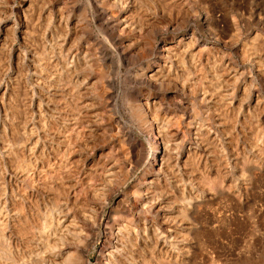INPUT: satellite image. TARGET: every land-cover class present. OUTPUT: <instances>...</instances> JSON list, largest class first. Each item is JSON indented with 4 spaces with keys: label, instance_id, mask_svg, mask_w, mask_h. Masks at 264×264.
Wrapping results in <instances>:
<instances>
[{
    "label": "bare ground",
    "instance_id": "obj_1",
    "mask_svg": "<svg viewBox=\"0 0 264 264\" xmlns=\"http://www.w3.org/2000/svg\"><path fill=\"white\" fill-rule=\"evenodd\" d=\"M235 5L0 0V264H264L263 15Z\"/></svg>",
    "mask_w": 264,
    "mask_h": 264
},
{
    "label": "rangeland",
    "instance_id": "obj_2",
    "mask_svg": "<svg viewBox=\"0 0 264 264\" xmlns=\"http://www.w3.org/2000/svg\"><path fill=\"white\" fill-rule=\"evenodd\" d=\"M230 1H232L233 3H234V5L236 6V7H238L239 8V10H244V11H247L246 13H248L247 15H252L253 13H256V14H258V13H260L261 14V16L263 17V21H262V23H261V21L260 20H258V18H252V19H250L248 22H247V26L245 25V28H246V36L249 38V39H253V37H254V35H255V33H260V34H262L261 36L264 38V0H230ZM238 4V5H237ZM245 4V5H244ZM215 15H220V12L217 10V11H215ZM224 23H222V25H223ZM255 30V31H254ZM251 37V38H250ZM151 151H152V149L150 150V153H151ZM142 172H143V167H140L138 170H137V172H136V174L134 175V176H132L131 177V179H130V181H134V180H137L140 176H141V174H142ZM101 231H102V228H100V229H97L96 230V238L100 235V233H101ZM95 238V239H96ZM205 238V239H204ZM209 237H203V241H206V243H204L203 244V246H205L207 249H205L204 250V255H203V257H205V258H207L208 257V255L209 256H213V255H216V253H215V251H214V248H213V246H212V244L211 243H209V244H207L208 242V240H210V241H212L210 238L208 239ZM208 239V240H207ZM221 240H224V239H221L220 238V241ZM219 241V240H218ZM225 241V240H224ZM222 243H225V242H223V241H221ZM211 244V245H210ZM207 245V246H206ZM209 245V246H208ZM211 246V247H210ZM210 248H212L211 250H210ZM214 251V252H213ZM213 252V253H212ZM212 253V254H211ZM215 253V254H214ZM235 253V252H234ZM90 255H89V257H90V260H92V261H94V260H96L98 257H99V254H98V252H97V250H95L94 248H93V246H91V248H90V253H89ZM238 254V253H237ZM237 255H236V253L234 254V257H233V254L231 255V257L230 256H228V258H231L232 260L233 259H237L238 258V256L236 257ZM251 258H254V259H252V260H255L256 258H258V257H256L255 255L254 256H252ZM231 259H229V261H232ZM228 260V259H227Z\"/></svg>",
    "mask_w": 264,
    "mask_h": 264
}]
</instances>
